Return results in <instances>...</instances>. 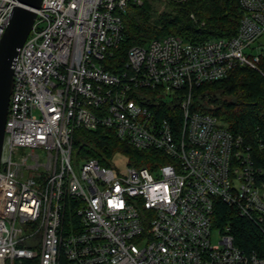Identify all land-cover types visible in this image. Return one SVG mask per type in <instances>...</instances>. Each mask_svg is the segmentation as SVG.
Segmentation results:
<instances>
[{
	"label": "built area",
	"instance_id": "1",
	"mask_svg": "<svg viewBox=\"0 0 264 264\" xmlns=\"http://www.w3.org/2000/svg\"><path fill=\"white\" fill-rule=\"evenodd\" d=\"M237 1L230 36L166 33L127 46L118 60L120 14L141 0H40L4 119L0 264H264L261 169L242 137L194 108L191 94L238 64L264 76L253 46L264 0ZM15 3L0 0V35ZM77 127L106 128L151 151L150 166L119 170L120 153L107 164L75 154ZM220 203L256 226L258 249L233 242L229 223L216 220Z\"/></svg>",
	"mask_w": 264,
	"mask_h": 264
},
{
	"label": "trees",
	"instance_id": "2",
	"mask_svg": "<svg viewBox=\"0 0 264 264\" xmlns=\"http://www.w3.org/2000/svg\"><path fill=\"white\" fill-rule=\"evenodd\" d=\"M163 11H150L149 0L129 2L121 12L122 36L116 50L121 60L127 46L144 44L151 37L175 33L195 41L235 32L241 13L237 0H159ZM192 14V17L190 16ZM257 66L264 72V32L257 38ZM252 46V48H253ZM194 108L215 115L223 125L239 134L249 145L252 159L264 180V76L247 64L234 66L226 76L191 87ZM73 152L95 157L107 164L114 153L124 156L127 164L150 166L153 153L138 150L119 140L109 129L75 128ZM216 220L229 223L233 242L244 250H256L263 243L258 229L237 215L231 207L218 204ZM34 264L35 260H23ZM22 261V262H23Z\"/></svg>",
	"mask_w": 264,
	"mask_h": 264
},
{
	"label": "water",
	"instance_id": "3",
	"mask_svg": "<svg viewBox=\"0 0 264 264\" xmlns=\"http://www.w3.org/2000/svg\"><path fill=\"white\" fill-rule=\"evenodd\" d=\"M40 0H17L10 11L0 35V150L4 119L12 86V67L19 48L33 22L34 11Z\"/></svg>",
	"mask_w": 264,
	"mask_h": 264
},
{
	"label": "rangeland",
	"instance_id": "4",
	"mask_svg": "<svg viewBox=\"0 0 264 264\" xmlns=\"http://www.w3.org/2000/svg\"><path fill=\"white\" fill-rule=\"evenodd\" d=\"M141 2H142V0H141ZM149 2L151 4L150 11L152 13L159 12V11H163L164 8H165V4L163 3V1H159V0H149ZM140 3H137V4H140ZM112 161H113L114 166L116 168H118L119 170H121V169H123L125 167V159H124V157L121 154H117L112 159ZM209 235H210V237H209L210 243L211 244H216L218 242L219 237H220L219 228L217 226H212L210 228ZM17 264H26V262L23 261V262L17 263ZM29 264H31V263H29Z\"/></svg>",
	"mask_w": 264,
	"mask_h": 264
}]
</instances>
